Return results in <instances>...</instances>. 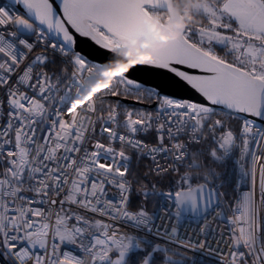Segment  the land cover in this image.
Here are the masks:
<instances>
[{
  "label": "snow or ice",
  "instance_id": "6c2138e0",
  "mask_svg": "<svg viewBox=\"0 0 264 264\" xmlns=\"http://www.w3.org/2000/svg\"><path fill=\"white\" fill-rule=\"evenodd\" d=\"M185 7L0 0V264H264V0Z\"/></svg>",
  "mask_w": 264,
  "mask_h": 264
},
{
  "label": "water",
  "instance_id": "95a60500",
  "mask_svg": "<svg viewBox=\"0 0 264 264\" xmlns=\"http://www.w3.org/2000/svg\"><path fill=\"white\" fill-rule=\"evenodd\" d=\"M176 9H177L178 14L181 16V20H183L184 16L182 15L179 7L176 6ZM177 22H181V21H177ZM177 22L174 25H172V26L179 27V26H177ZM152 31H153L154 38L156 40H158L159 42H161V43L166 42L167 39H169L167 36L157 32L154 28L152 29ZM133 43L135 44V43H137V41L134 40ZM81 46L87 48V43L82 41V45ZM148 47H149V41L144 40V41L140 42V49H146ZM140 49H138L139 54H130V53L126 54L125 53L130 58H129L127 64L123 65L124 67L128 66V64H131L133 62L139 63V62H143L145 60L151 59V55H150V53L148 51H141ZM165 90L174 92L178 96H181V97H184V98H189L190 97V98H192L195 101H200L202 99V98H200L198 96V94L194 93V91L190 90L186 86H183V87L182 86H174V87L166 88ZM129 104H132L131 100H129ZM148 104L149 103L145 102V105H148Z\"/></svg>",
  "mask_w": 264,
  "mask_h": 264
},
{
  "label": "trees",
  "instance_id": "16d2710c",
  "mask_svg": "<svg viewBox=\"0 0 264 264\" xmlns=\"http://www.w3.org/2000/svg\"><path fill=\"white\" fill-rule=\"evenodd\" d=\"M180 1L183 2L184 9H187L185 7L186 0H180ZM145 102L149 103L148 101H145ZM130 105L133 107H141L140 105H136V104H130ZM131 167L133 170V177L132 178L139 180L140 183H143L144 181L141 178L144 177L148 173V170H149L148 160H146L145 158H139L138 159L137 155L133 154V159L131 161ZM148 180L151 181L152 177L149 176ZM133 187L137 188V187H139V184H134ZM231 197H232V193L230 192L229 198H231ZM132 207L134 209L139 207V199L135 196L132 197ZM149 210L150 211L153 210V204L151 202L149 204Z\"/></svg>",
  "mask_w": 264,
  "mask_h": 264
},
{
  "label": "built area",
  "instance_id": "2783aa9c",
  "mask_svg": "<svg viewBox=\"0 0 264 264\" xmlns=\"http://www.w3.org/2000/svg\"><path fill=\"white\" fill-rule=\"evenodd\" d=\"M39 51L40 50L37 49V54L39 53ZM104 75L110 79L112 72H106V73H104ZM107 82H108V80H105L103 83L106 84ZM144 139L149 143L154 142V138L151 135L144 137ZM145 159L148 160V162H149V168L152 167L153 164H152L151 159L146 158V157H145ZM243 187L244 186H242V188ZM217 231H219V230H217ZM218 238H219V236L216 235L215 237H210L209 239L214 240V239H218ZM226 238H227V236H225V239ZM212 247L213 248L216 247L214 242H213ZM220 247L223 249L224 245L221 244ZM195 261H196V264H221V257H220V254L218 252L211 251V250H205L202 253H196L195 254Z\"/></svg>",
  "mask_w": 264,
  "mask_h": 264
},
{
  "label": "clouds",
  "instance_id": "9594fccd",
  "mask_svg": "<svg viewBox=\"0 0 264 264\" xmlns=\"http://www.w3.org/2000/svg\"><path fill=\"white\" fill-rule=\"evenodd\" d=\"M196 22H198V21L195 20V18L191 15V13H189L187 10H185L184 18H183L182 22H177V26L182 27L186 23H196ZM174 36H175V34H173L172 36H170L168 38H174ZM104 81H105V79L103 77H101L100 82L103 83ZM93 86H97L95 81H93L91 84L87 85V88L90 89Z\"/></svg>",
  "mask_w": 264,
  "mask_h": 264
},
{
  "label": "flooded vegetation",
  "instance_id": "af4514ba",
  "mask_svg": "<svg viewBox=\"0 0 264 264\" xmlns=\"http://www.w3.org/2000/svg\"><path fill=\"white\" fill-rule=\"evenodd\" d=\"M173 3H174V5H176L177 7H179L182 15L184 16V12L187 9H184L183 2H181L180 0H173Z\"/></svg>",
  "mask_w": 264,
  "mask_h": 264
},
{
  "label": "bare ground",
  "instance_id": "6f19581e",
  "mask_svg": "<svg viewBox=\"0 0 264 264\" xmlns=\"http://www.w3.org/2000/svg\"><path fill=\"white\" fill-rule=\"evenodd\" d=\"M126 54H128V53H126ZM136 54H139L138 50H137V53Z\"/></svg>",
  "mask_w": 264,
  "mask_h": 264
}]
</instances>
